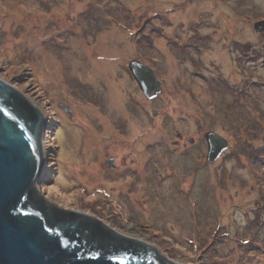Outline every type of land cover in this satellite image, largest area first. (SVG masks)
Segmentation results:
<instances>
[{
  "label": "rangeland",
  "instance_id": "1",
  "mask_svg": "<svg viewBox=\"0 0 264 264\" xmlns=\"http://www.w3.org/2000/svg\"><path fill=\"white\" fill-rule=\"evenodd\" d=\"M123 3L132 9L131 17L124 21L122 15L118 26L113 28V37H103L92 56L88 53L90 46L78 32L75 36H57L52 42L58 30L52 29V0H3L5 7L0 4V78L32 101L46 120L42 136L44 163L37 189L57 206L91 214L111 226L114 219L130 236L138 231L134 232L133 226L123 221H148L154 225L149 231V242L176 262L264 264V33L253 28L255 22L264 20V0H123ZM55 17L59 22L68 17L72 29L77 30L80 15L74 17L71 13L62 18L56 12ZM192 32L205 35L207 42L189 39ZM185 38L189 43H207L200 52L190 50L195 60L193 66L176 58ZM140 39L150 40L148 55L167 69L163 74L169 76L167 84L180 66L197 71L198 78L194 81L201 94L200 114L206 121L211 118L208 127L228 138L227 151L215 163L207 165L200 160L198 171L190 172L189 178L178 176L182 193L174 196L168 180L159 182L166 187L161 190L165 203L155 199L149 208L151 214L143 213L145 209L136 208L135 203L134 208L107 205L97 190V177L73 173L67 163L63 166L66 146L65 151L57 152V169L52 165V114L53 120L64 121L57 103L68 100L74 106L59 76L60 62H69L77 68L80 59L111 51L105 49L114 47L117 40L120 47L108 55L128 58L134 53L130 42ZM245 41L248 46L241 50L240 44ZM85 62L80 71L73 72L83 73L84 81H91L89 84L95 89L101 72L95 70L91 60ZM185 80L191 82L189 78ZM117 99L120 104L124 101L122 96ZM176 103L179 104V99ZM77 107L88 109L82 119L92 122L97 119L90 106L78 103ZM135 127L139 128L137 124ZM168 128L163 124L154 130L164 137ZM137 131L133 130V136ZM154 134L155 131L156 137ZM139 231L143 234L141 238L146 237L144 230Z\"/></svg>",
  "mask_w": 264,
  "mask_h": 264
},
{
  "label": "flooded vegetation",
  "instance_id": "2",
  "mask_svg": "<svg viewBox=\"0 0 264 264\" xmlns=\"http://www.w3.org/2000/svg\"><path fill=\"white\" fill-rule=\"evenodd\" d=\"M133 1L136 2V0ZM0 2L2 4L3 0ZM62 3L63 6H61ZM2 5L5 7L4 4ZM122 7L124 12L121 11ZM131 10L124 5L123 0H52V29H58L52 36V42L56 41L57 36H59L57 38H64L69 34L79 33L85 38V44L90 46L88 53L92 56L103 37H113V28L118 26L121 16H125H122L124 21L131 17ZM56 12L62 18L71 13L74 17L80 15L77 30L72 29L70 19H66L68 17L62 22L57 21L59 16L55 17ZM103 18L109 20L104 21ZM130 22L131 20L126 23ZM254 30L260 34L264 33V30L255 28ZM204 36L192 32L189 39L199 38L200 41L207 42V38H203ZM186 38L185 42L179 45L180 51L176 58H179V61H188L190 66H193L195 60L192 59L190 50L200 52V48L207 43H189ZM130 43L134 53L128 58L115 54L108 55L111 51L116 52L120 47L117 40L114 47L107 46L105 49H112L111 51L101 53L97 57L80 59V62L76 64V67L79 66L77 68L69 62H60L59 76L64 83V88L66 87V91L69 93V98H72L74 106L68 100L57 103V109L65 116L64 121L53 120L54 114H52V150L54 154L52 165L53 169H57V152L60 149L65 151L64 147L66 146L67 162L64 158L63 166L67 163V167H70L73 173L97 177V190L102 194L107 205L117 208H134L132 203H135L138 204L136 208L145 209L143 213L151 214L149 208H152L151 204L155 202V199L165 203L161 197V190H165L166 187H161L159 182L168 180L174 196L182 193L181 179L178 176L189 178L192 174L190 172L198 171L197 163L200 160L205 161L204 163L207 165L215 163L227 151L228 138L221 131L208 127L212 121L211 118L206 121L203 119L205 116L200 114L202 113L199 103L201 94L194 81L198 78L197 71H188L186 66H180L179 72L174 78L171 77L170 79L173 80L167 84L166 80L169 79V76H163L167 69L161 67L157 64V60L154 61V58L148 55L151 49L150 40L140 39ZM175 43L173 42V45ZM241 43L243 44H240L239 48L246 49L248 43L246 41ZM161 54L164 52L161 51ZM86 60H91L95 70L101 72L97 76L99 82L95 89L89 84L91 81H84L83 73L73 72L74 70L80 71ZM132 61L144 65L146 72H138L140 77L147 78L152 73L154 74L159 83V91L155 96L149 97L140 87L130 67ZM91 76L94 77L95 72ZM186 78H189L191 82L186 83ZM209 80L212 81V78ZM99 86L103 90L98 88ZM98 89L101 92H98ZM209 90L210 88L207 90L206 87V91L209 92ZM118 92H120V96H118ZM121 96L122 101L124 100L122 104L117 99ZM177 99H179V104L176 103ZM78 103L90 106L96 111L97 119L93 122L82 119L86 118L88 109L77 107ZM135 124L139 126L138 129H135ZM163 124L170 127L165 130L164 137L154 130L155 126ZM132 125L133 130H138L135 136H133ZM153 130L156 137H153ZM208 131L217 133L227 141V148L213 162L207 160L208 144L205 133ZM178 172L181 174L177 175ZM108 194L113 199H109ZM144 216L142 215V217ZM142 217L139 216L140 220ZM112 221L114 227L103 222L115 231L126 235L120 229L121 223L117 222L116 224L114 219ZM123 222L131 224L134 232L138 231L132 237L151 242L149 231L154 229V225L148 221L129 220ZM139 230H144L146 237L141 238L142 233ZM150 244L157 247L154 243Z\"/></svg>",
  "mask_w": 264,
  "mask_h": 264
},
{
  "label": "water",
  "instance_id": "3",
  "mask_svg": "<svg viewBox=\"0 0 264 264\" xmlns=\"http://www.w3.org/2000/svg\"><path fill=\"white\" fill-rule=\"evenodd\" d=\"M253 26L263 31L264 20ZM130 67L142 90L155 96L159 83L154 74L140 77L138 72L146 70L136 61ZM45 126L40 109L0 78V264H185L40 194L36 184L44 163ZM205 139L207 160L213 162L227 141L213 131Z\"/></svg>",
  "mask_w": 264,
  "mask_h": 264
},
{
  "label": "bare ground",
  "instance_id": "4",
  "mask_svg": "<svg viewBox=\"0 0 264 264\" xmlns=\"http://www.w3.org/2000/svg\"><path fill=\"white\" fill-rule=\"evenodd\" d=\"M127 235V234H126ZM127 236H130V235H127ZM144 241V240H143ZM148 243V242H147ZM160 250V249H159ZM160 252L162 253V251L160 250ZM164 255V253H162ZM166 256V255H165Z\"/></svg>",
  "mask_w": 264,
  "mask_h": 264
}]
</instances>
